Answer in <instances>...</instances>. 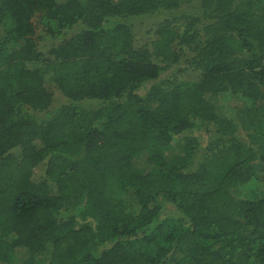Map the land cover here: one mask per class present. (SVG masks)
<instances>
[{
	"label": "trees",
	"instance_id": "obj_1",
	"mask_svg": "<svg viewBox=\"0 0 264 264\" xmlns=\"http://www.w3.org/2000/svg\"><path fill=\"white\" fill-rule=\"evenodd\" d=\"M138 17L160 20L136 50ZM158 58L200 73L164 89ZM251 182L261 195L240 197ZM15 263L264 264V0H0V264Z\"/></svg>",
	"mask_w": 264,
	"mask_h": 264
},
{
	"label": "rangeland",
	"instance_id": "obj_2",
	"mask_svg": "<svg viewBox=\"0 0 264 264\" xmlns=\"http://www.w3.org/2000/svg\"><path fill=\"white\" fill-rule=\"evenodd\" d=\"M143 17V16H141ZM160 20V17L155 18H132L129 20V23L131 25V32H132V43L136 50L141 49L142 47H150L152 41L154 40V26L152 25L156 21ZM32 23L34 24L36 28V36L34 38V41L36 43L38 51H40L42 54L47 55L50 48L56 46L59 44L57 40L54 39H48L46 36V31L43 27V25L40 22V16H34L32 19ZM1 28L6 31V28L2 25ZM151 49V48H150ZM156 60H159L163 67H169L167 70L164 71V73L161 75V78L158 80L160 81L159 84L162 88L166 89L170 86V83L174 80H192L193 78H196L197 74L200 72L195 73L197 70L193 65L190 64V61H183L180 60L177 64L171 63L168 59L158 58ZM155 60V61H156ZM158 61V62H159ZM157 62V61H156ZM42 66V75L47 80H51V77L53 76L52 70L56 68V64L53 62H49L46 65ZM157 81V82H158ZM240 97L239 96H231L227 93L221 94L218 97V104L222 107H224L227 110V107H233L239 104ZM65 99L63 98V95L55 89V97L54 102L52 104V109L55 107H59L60 104L64 103ZM229 111L227 110V114ZM43 114V113H39ZM178 142H173L172 150H166L162 149V156L165 159L166 162H168V157L172 156L173 154H177L178 151L175 150V147L177 146ZM146 157V156H145ZM152 165L146 161L144 158L141 162H139L136 165V168L140 172H147L150 170ZM153 168V167H152ZM41 174L38 176L36 175V179L39 178ZM239 189L241 191L240 197L242 198H257L254 196H260L261 192L263 191L262 184L258 182H251L245 186H239ZM17 264V263H15Z\"/></svg>",
	"mask_w": 264,
	"mask_h": 264
}]
</instances>
